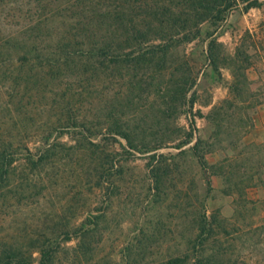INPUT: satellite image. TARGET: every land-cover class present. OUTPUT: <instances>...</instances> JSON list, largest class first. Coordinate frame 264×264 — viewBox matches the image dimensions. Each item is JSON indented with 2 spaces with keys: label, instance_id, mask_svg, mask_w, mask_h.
Returning a JSON list of instances; mask_svg holds the SVG:
<instances>
[{
  "label": "trees",
  "instance_id": "trees-1",
  "mask_svg": "<svg viewBox=\"0 0 264 264\" xmlns=\"http://www.w3.org/2000/svg\"><path fill=\"white\" fill-rule=\"evenodd\" d=\"M7 3L0 0L3 12ZM28 4L22 11L11 6L13 12L0 14V225L18 211L22 215L40 205L56 188L57 160L79 150L91 161L97 188L107 196L118 194L116 176L122 170L104 142L123 139L126 153L147 157L153 206L176 188L179 157L195 158L203 171L216 168L209 166L207 155L222 140V122L228 115L223 103L231 99L207 115L215 128L208 139L195 135L193 119L186 127L179 118L192 112L195 88L208 67L218 78L222 68H231V94L249 91V55L228 53L220 36L231 14L261 7L262 0ZM12 17L25 22L13 30L8 24ZM191 43L195 47L187 53ZM65 128L73 131L74 144L58 140ZM169 147L179 152H161ZM211 173L218 174L214 169ZM232 173L226 178L229 184ZM83 195L84 190L73 187L70 199L52 208L53 224L21 236L24 242L0 233V264H55L62 244L74 239L73 264L92 262L106 212L87 209ZM188 206L197 210L190 216L183 248L160 261L153 259L159 234L145 226L128 235L115 264H242L234 252L237 237L225 220L209 214L203 200Z\"/></svg>",
  "mask_w": 264,
  "mask_h": 264
},
{
  "label": "rangeland",
  "instance_id": "rangeland-1",
  "mask_svg": "<svg viewBox=\"0 0 264 264\" xmlns=\"http://www.w3.org/2000/svg\"><path fill=\"white\" fill-rule=\"evenodd\" d=\"M29 1L7 0L8 10L3 12L4 9L0 8V14L13 12L14 8L11 6H17L22 11L29 7L30 4L26 5ZM262 1L261 7L251 8L247 12L236 10L231 14L223 24L220 36L228 53L246 51L249 55L250 65L246 69L249 91L244 92L243 96L231 94L230 83L234 80L231 68H222L218 78L214 76L211 67H208L201 73L195 88L197 101L192 112H186L179 118V124L186 127L190 126L193 119L195 135L208 139L215 128L207 115L215 105L231 99L230 102L223 103L228 115L222 122V140L217 141L214 150L207 155L209 166L216 165V168L203 171L195 158L179 157L182 168L175 174L176 188L168 199L153 206L150 205L152 182L147 157L140 153H126V141L123 139L104 142L102 145L106 152L115 156V161L122 170L116 176L120 186L118 194L107 196L105 192H101L96 186L91 161L85 158L86 153L80 150L72 152L57 160L56 188H52L44 201L31 211L22 215L18 211V214L11 215L4 221V225H0V233L3 236H15V240L24 242L21 236L53 224L52 208L55 205L61 207L62 203L68 201L70 190L77 186L84 190L83 199L88 203L87 209L95 213L100 210L106 212V220L101 225L104 233L97 236L94 259L92 262L84 259L82 264H115L114 260L120 255L128 235L132 237L145 226L155 228L159 234V238L153 243L154 254L151 257L160 261L185 246L190 232V216L197 210L188 205L193 203L199 206L203 200L209 214L218 213L225 220L232 236L237 237L234 238V252L240 257L242 264H264V0ZM23 21L25 22L23 17H12L8 24L11 29L17 30ZM194 47L195 43L188 44L187 53H191ZM196 57L195 55L194 59ZM200 66L202 62H199ZM59 132H55L54 136H58ZM73 134L72 130L65 128L58 140L74 144ZM161 152L176 154L179 150L169 147ZM213 169L217 170V176L211 173ZM230 170L233 173L230 174L232 182L229 184L226 178ZM235 184L236 187L233 186ZM238 187L243 190L240 191ZM248 230L250 232L246 234ZM76 244V239L63 243L55 264H73V247ZM35 256L38 257L39 253L36 252Z\"/></svg>",
  "mask_w": 264,
  "mask_h": 264
}]
</instances>
